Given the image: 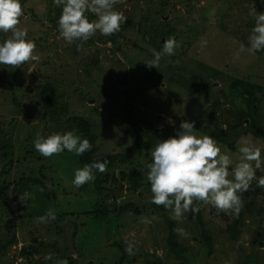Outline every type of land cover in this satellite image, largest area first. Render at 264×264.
Here are the masks:
<instances>
[{
	"label": "rangeland",
	"instance_id": "obj_1",
	"mask_svg": "<svg viewBox=\"0 0 264 264\" xmlns=\"http://www.w3.org/2000/svg\"><path fill=\"white\" fill-rule=\"evenodd\" d=\"M21 4L24 14L17 27L27 29L40 59L19 68L0 64V188H6L7 196L0 206V244L10 243L7 251L0 250V264H58L65 258L72 264H117L122 252L107 244L115 240L124 249L129 242L134 245L124 264H183L169 252L168 228L150 202L147 176L138 191L126 178L152 162L155 147L146 149L133 166L109 170L101 182L104 192L97 195L93 181L81 188L73 185L75 170L82 168L73 152L43 157L34 140L38 133L46 138L76 129L68 118L84 117L94 126L101 158L125 152L135 142L157 143L175 135L181 121H195V128L225 145L234 160L242 137L254 142L262 150L256 174L264 175V54L236 55L241 43L248 47L264 0H119L114 9L127 16L121 30L112 37L97 33L83 43H67L58 36L62 6L53 0ZM86 16L96 19L91 12ZM9 35L0 31V43ZM170 37L180 47L174 55H165L158 69H149L145 63L154 58L153 50L161 51ZM201 38L207 41L204 47ZM231 66L243 74L228 75L225 69ZM189 73L195 82L185 85L188 90L174 83ZM47 82L56 92L45 100L39 91ZM46 104L50 110L43 121ZM25 192L31 198L20 201ZM242 199L245 205L238 217L194 201L215 252L206 261L194 258L192 264H264V187L253 180ZM100 201L111 214L107 220L66 215ZM129 203L139 214L118 215ZM49 209L56 219L37 222ZM166 215L177 230L183 229L178 232L180 243L193 255L200 254L197 213H186L180 221L170 210ZM49 253L52 258L45 260Z\"/></svg>",
	"mask_w": 264,
	"mask_h": 264
},
{
	"label": "clouds",
	"instance_id": "obj_2",
	"mask_svg": "<svg viewBox=\"0 0 264 264\" xmlns=\"http://www.w3.org/2000/svg\"><path fill=\"white\" fill-rule=\"evenodd\" d=\"M55 6H62L58 19L60 38L67 43L79 40L86 42L99 33L111 36L121 30V25L127 22V16L122 11L114 9L119 0H53ZM86 12H91L96 19L89 20ZM21 0H0V31L11 33L3 43H0V64L19 68L29 61H38L40 57L35 53L37 45L28 38L27 29H19L20 17L23 16ZM252 14V13H250ZM201 47L207 41L201 38ZM180 43L175 37L163 42L161 51L153 50V59L145 65L151 69H158L161 59L175 54ZM264 50V13L255 14V25L248 37V47L243 43L236 53L247 51L251 55ZM76 129L66 132H53L46 138L37 134L34 148L43 157H51L67 150L76 155H83L90 151L92 145L88 139H82ZM222 149H225L222 151ZM237 159H233L226 146L214 137L201 133L195 128V121H181L175 135L167 139H159L154 150L151 151L152 162L146 167L147 180L151 185V203L163 205L170 210L177 221L182 220L186 213L195 214L199 208L194 201L211 204L218 211L239 216L245 202L242 194L248 191L253 180L258 187H264V175L257 176V170L262 166V150L251 140L241 138L238 141ZM109 161L96 160L85 164L74 173L73 185L81 188L86 183L96 179L94 170L100 173L107 171ZM232 179H229V177ZM43 192L44 189L40 188ZM31 198V193L25 192L19 197L20 201ZM56 214L49 209L44 216L37 218V222L46 223L55 220ZM142 222L150 221L141 217ZM183 233V229L177 230ZM186 235V234H185ZM134 245L129 242L125 251L133 254ZM52 254L45 256L50 260ZM58 264H69L61 259Z\"/></svg>",
	"mask_w": 264,
	"mask_h": 264
},
{
	"label": "trees",
	"instance_id": "obj_3",
	"mask_svg": "<svg viewBox=\"0 0 264 264\" xmlns=\"http://www.w3.org/2000/svg\"><path fill=\"white\" fill-rule=\"evenodd\" d=\"M112 37V35L110 36ZM264 52V50H262ZM261 51L256 53V56L258 55H263ZM226 67V66H225ZM224 65L222 66V69L225 68ZM228 75L235 77L237 74L240 73V75L243 74L242 70L239 69L237 66H231L225 69ZM221 72L219 70L218 74ZM192 75L191 73L189 74H183L182 77L179 80H174V83L177 85L182 86L185 90H188L189 87H186L185 85L190 84L191 82H195L194 78H191ZM248 82H251L252 80L249 77H245ZM194 79V80H193ZM254 83V82H253ZM255 85V84H254ZM260 87V86H259ZM14 89V88H13ZM56 92L54 85H52L50 82H47L44 87L41 88L39 91V95L46 100L47 97L50 95L54 94ZM39 97V96H38ZM15 102H18L16 98H14ZM18 104H20L18 102ZM49 106L46 104V109H45V116L43 117V121H46V116L49 113ZM68 124L75 127L78 130V135H82V139H88L92 145V148L90 151H86L83 155H76L74 152V155L76 159L78 160V164L81 165L82 167L87 163L91 164L92 162L96 160H100L103 162L104 159H107L109 161L107 165V171L105 173H100L98 170H94L96 179L93 181V192L97 195H100L102 192H104L103 188L101 187V182L104 181L105 175H108V171L111 170L115 166H123V167H128V166H133L134 161L138 156H142L145 153L146 149H151L156 146V142L154 141H146V142H135L131 147H129L125 152L121 153H116V154H109L105 155L104 157L98 158L97 155L100 151V146L98 144V136L94 130V126L89 122L88 119L84 117H79V116H72L68 118ZM255 125V124H254ZM252 126V129H256L255 126ZM147 165V164H146ZM145 166H138L135 170L127 174L126 178L128 182L131 185V188L133 191H138L139 188L144 186V179L147 176L146 172H148V168ZM81 168V167H80ZM6 174V173H5ZM145 174V175H144ZM108 178V176L106 177ZM23 180V179H22ZM21 180V181H22ZM87 184V183H86ZM90 187L89 185H87ZM19 187V186H18ZM110 193H114V190H110ZM7 200L6 196V188H0V206L5 203ZM153 207L155 208L154 210H160L161 214L163 215L167 228H168V249L171 254H173L175 257L184 260V263L187 262V264H192L193 259L196 258L197 260L199 258L204 259L205 261L211 257L214 252V239L211 236L210 231L206 228V225L204 224L203 221V216L202 212L198 211L197 212V222L198 226H200V237L202 241V251L200 254L193 255L191 253V250L186 247L185 245L181 244L179 241L178 237V231H177V224L175 221L171 220L168 218L166 215V212L168 209H166L163 205L157 206L153 204ZM85 211L83 212H77V213H68L66 215L69 216H75L77 219H79L80 216H86L90 217L96 220H107L109 217H111V214L109 211L106 209V205L104 202H97L96 205H88L84 209ZM133 212L134 214H139V209L135 206L134 203H129L119 209V214H124L126 212ZM110 214V215H109ZM106 234V232L103 231V235ZM77 236V234L75 235ZM110 247H118L120 251L122 252V256L120 258V261L117 264H124L127 258V254L125 249L123 248V245L120 243V241L115 240L114 242H108L107 243ZM9 244H0V250L2 251H7ZM81 255V254H80ZM82 257V256H81ZM69 264H72L73 260L67 259ZM183 263V264H184ZM149 264H155V263H150Z\"/></svg>",
	"mask_w": 264,
	"mask_h": 264
},
{
	"label": "water",
	"instance_id": "obj_4",
	"mask_svg": "<svg viewBox=\"0 0 264 264\" xmlns=\"http://www.w3.org/2000/svg\"><path fill=\"white\" fill-rule=\"evenodd\" d=\"M93 101V100H92Z\"/></svg>",
	"mask_w": 264,
	"mask_h": 264
}]
</instances>
